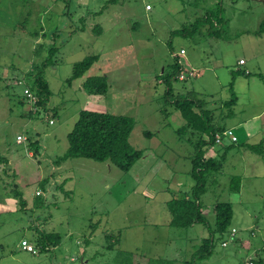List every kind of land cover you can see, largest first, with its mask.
<instances>
[{
	"label": "rangeland",
	"instance_id": "obj_1",
	"mask_svg": "<svg viewBox=\"0 0 264 264\" xmlns=\"http://www.w3.org/2000/svg\"><path fill=\"white\" fill-rule=\"evenodd\" d=\"M205 14L204 29L194 26ZM221 17L220 31L207 33ZM262 23L264 0H0V264H123L125 257L134 264H183L209 237L220 202L231 204L233 216L227 233L214 235L203 264L256 260L264 249V145L256 153L246 144L264 137V125L254 122L248 141L237 124L264 111ZM183 27L188 35L172 33ZM52 42L57 51L44 68L51 96L44 107L21 103L25 75L42 69ZM180 50L184 69L198 73L172 81L171 99L194 92L213 108L228 100L235 78L234 115L224 126L237 143L223 139L205 154L218 161L225 154L200 196L209 229L173 228L166 208L196 183V139L188 129L176 133L184 120L162 100L165 85L156 80L172 63L171 51ZM90 56L97 60L88 71L67 82L73 65ZM101 75L106 95H90L84 80ZM82 110L134 120L129 143L142 157L129 171L83 158L56 164ZM233 177L240 179L238 192ZM42 232L59 234L60 243L40 252ZM22 240L37 254L22 251Z\"/></svg>",
	"mask_w": 264,
	"mask_h": 264
},
{
	"label": "trees",
	"instance_id": "obj_2",
	"mask_svg": "<svg viewBox=\"0 0 264 264\" xmlns=\"http://www.w3.org/2000/svg\"><path fill=\"white\" fill-rule=\"evenodd\" d=\"M209 19L210 16L205 14L203 18L196 19L194 26L197 25V23H201L200 26L204 29V25L205 23L208 24ZM222 20V17L219 18L213 25H210V27L206 29V32L210 35L218 33ZM213 27H215V30H213ZM198 29L199 28H196V31H198ZM172 33L185 36L188 35L190 31L187 32L183 27L181 30H175ZM260 33H264V23L260 26ZM56 51L57 47L55 46V42L50 43L47 49L48 56L42 64V69L36 74L27 73L25 75L28 90L35 98V103L33 105L36 107H44L51 96L48 83L44 78V68L49 66ZM171 57L173 60L169 68L157 75L156 80L159 81L160 84L165 85L162 100L166 101L168 99L169 103L173 104L174 112H178L180 117L184 120V124L176 133L179 134L181 131L188 129L190 130L192 138L196 139L194 142L196 157L193 159L191 169V176L195 179L196 183L191 188L190 193L182 197H173L166 202V208L170 216L169 225L173 228H189L193 225H201L209 229V222L203 214L200 196L205 189L204 179L208 177L211 171H216L222 166V163L225 161V154L220 157L219 161L213 158H205V154L207 150L214 147L215 144H220L215 142L216 134L221 135L228 129L233 131L231 127L224 126V121L226 118L228 119L234 115L233 107L237 101V97L233 92L235 78L229 83L230 97L228 100L220 102L217 106L213 105V108L208 106L207 101H197L193 96H190L194 95V92L185 93L186 97L184 98L171 99L173 96V90L170 86L171 82H186L188 78H192L188 75L189 69H184L178 53L171 51ZM96 60L97 56H90L83 61L75 63L72 67L71 76L67 82L70 83L75 79L81 78ZM234 73H240V70H235ZM243 74L246 76L250 75L249 73ZM179 75H183L184 79L179 81ZM258 76L264 82V78H262L261 75ZM82 87L90 95L104 96L108 91L109 84L107 78L103 75L91 76L84 80ZM25 100L27 101V98L24 95L23 100L20 102L23 103ZM217 111L219 112L216 114ZM133 128L134 120L128 116L82 110L71 132L67 135L68 148L66 152L56 160V164L63 163L68 159L83 158L100 163L107 162L120 171L127 172L135 162L142 157V151L134 149L129 143V137ZM144 134L151 136V133L147 131H145ZM236 143L237 142L231 143V146ZM246 145L252 152H262L264 141ZM229 147L230 146H227L225 150H228ZM237 178L239 179V177H233L230 181L232 186L234 185L233 182L236 181L234 182V189H232V191L235 192H238L240 187V179L238 181ZM36 198H40V196ZM18 200L21 205L26 204L24 201L22 202L21 196H18ZM212 211L214 214L213 230L209 229V237L203 240L199 248L196 249V251L191 254L189 260L184 261L183 264H203L212 255L214 235L219 234L222 236L227 233L228 226L233 216L231 204L227 202L217 203ZM59 243L60 235L57 233L48 234L42 232L37 235L36 246L40 252L49 251V248H53ZM223 245H226V243L223 242ZM261 252L262 254L256 253V260L250 259L247 263L264 264V249H262ZM36 254L37 252L34 255ZM125 256L127 255L125 254ZM124 259L125 261L123 264H134L129 257H125ZM151 263H153V261L150 260L148 264Z\"/></svg>",
	"mask_w": 264,
	"mask_h": 264
},
{
	"label": "built area",
	"instance_id": "obj_3",
	"mask_svg": "<svg viewBox=\"0 0 264 264\" xmlns=\"http://www.w3.org/2000/svg\"><path fill=\"white\" fill-rule=\"evenodd\" d=\"M145 9L146 10H150L151 7L149 5H146L145 6ZM185 52L183 50L179 51L178 55L181 57V56H184ZM244 62L242 60L239 61V64L242 65ZM195 71L194 70H189V73L188 75L190 77H192L194 75ZM179 81L183 80L184 79V76L183 75H179L178 77ZM24 95L25 97L27 98V102L29 104H34L35 103V98L33 97V95H31V92L28 90V89H25L24 90ZM17 141H21L23 139V137H17L16 138ZM223 139H226L229 141V143H234V142H237V138L235 137V135L233 134V131L228 129L226 131H224L221 135L220 134H216L215 135V142L216 143H220ZM20 248L22 251H25V252H28V253H31V254H35L36 251L35 249L33 248L32 245H30L26 240H22L21 243H20Z\"/></svg>",
	"mask_w": 264,
	"mask_h": 264
},
{
	"label": "crops",
	"instance_id": "obj_4",
	"mask_svg": "<svg viewBox=\"0 0 264 264\" xmlns=\"http://www.w3.org/2000/svg\"><path fill=\"white\" fill-rule=\"evenodd\" d=\"M181 51V50H180ZM184 55H186V52H185V54ZM185 59V58H184ZM182 60V59H181ZM240 60H242V59H240ZM239 60V61H240ZM239 61H238V65H240L239 64ZM243 61V60H242ZM244 63L242 64V65H246V62L245 61H243ZM242 65H240V66H242ZM193 67H191L189 70H191ZM194 70H195V68H193ZM197 70V69H196ZM198 73V71H196L195 73H194V75H196ZM246 73V72H245ZM194 75L192 76V77H194ZM157 82H159V81H157ZM160 83V82H159ZM181 83H183V82H181ZM260 119H263V120H260ZM249 120V119H248ZM256 121H259L260 122V124L261 125H264V111L262 112V114L260 115V116H258V118H256V119H250L248 122H244V121H242V122H239L237 125H238V127L240 128H245V136H246V138H247V140L249 141L250 139V137H252V135L254 136V135H256V133H254V131L253 130H256V128H255V124H254V122L256 123ZM249 125H253V126H249ZM262 135H264V133H262ZM260 141H264V137H262V138H260L259 140H258V142H260ZM257 142V143H258Z\"/></svg>",
	"mask_w": 264,
	"mask_h": 264
}]
</instances>
